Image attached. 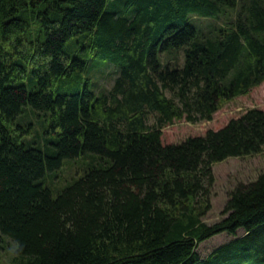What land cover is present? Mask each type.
Returning a JSON list of instances; mask_svg holds the SVG:
<instances>
[{"label": "trees", "instance_id": "1", "mask_svg": "<svg viewBox=\"0 0 264 264\" xmlns=\"http://www.w3.org/2000/svg\"><path fill=\"white\" fill-rule=\"evenodd\" d=\"M110 2L0 0V236L16 246L12 264H264V174L231 193L224 219L202 221L213 165L264 152V111L162 140L264 84V0ZM92 55L119 70L107 92L83 78ZM30 111L42 142L16 123ZM86 159L54 197L48 177ZM224 233L235 240L201 259L198 246Z\"/></svg>", "mask_w": 264, "mask_h": 264}, {"label": "rangeland", "instance_id": "2", "mask_svg": "<svg viewBox=\"0 0 264 264\" xmlns=\"http://www.w3.org/2000/svg\"><path fill=\"white\" fill-rule=\"evenodd\" d=\"M127 0H111L110 5L116 3L117 9L119 5H124ZM251 2L252 0H244ZM242 4L239 3V10ZM234 11V10H233ZM232 11V12H233ZM233 16L235 14L233 13ZM228 15L220 20V23H226ZM199 31L203 32L202 27H207L204 30L211 29V22L207 20H199L193 18L192 22ZM209 28V29H208ZM177 62L184 64V55L182 52L176 56ZM174 58V57H172ZM174 61V60H172ZM164 62L167 61L164 59ZM119 70L110 62L100 60L93 55L90 56L88 67L83 75L90 89L97 93L107 92L112 89L118 77ZM261 109L264 111V84L255 88L247 96L238 97L227 103L213 117L212 121H202L199 123H188L186 121H178L174 125L167 126L163 129V143L175 144L181 143L191 137L204 136L210 130H220L224 128L232 119L238 118L251 109ZM18 125L29 128L25 138L34 142H42L46 137V125L40 119H36L30 111L27 117H19L16 121ZM89 159L78 161H66L57 177L52 179L48 177L47 187L56 197L59 192L71 184L75 179L85 175L88 169L86 163ZM215 183L211 189V210L202 219L207 225H214L220 222L224 216V210L229 201L231 193L240 185H247L255 182L258 177L264 174V152L261 154L245 157L229 158L223 162L213 165ZM245 231L243 229L237 232L238 237H243ZM235 240V236L227 233L215 236L198 246L197 253L201 259H206L220 247L229 244ZM16 256V246L8 238L0 236V261L1 264H12Z\"/></svg>", "mask_w": 264, "mask_h": 264}]
</instances>
